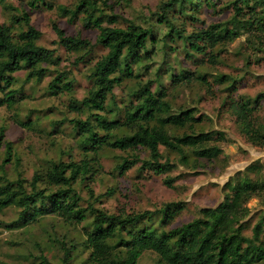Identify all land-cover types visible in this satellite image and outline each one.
<instances>
[{"label":"trees","instance_id":"16d2710c","mask_svg":"<svg viewBox=\"0 0 264 264\" xmlns=\"http://www.w3.org/2000/svg\"><path fill=\"white\" fill-rule=\"evenodd\" d=\"M0 1L4 7H11ZM28 3L32 8L54 7L48 0ZM120 3L129 6L132 0H75L71 7L57 6L62 17H69L71 21L80 17L85 28L98 30L93 43L79 34L67 35L52 22L57 43L70 53H79L73 62L76 66L91 58L96 45L108 51L90 68L87 78L91 87L82 99L73 95L71 70L56 69L47 84L49 94H70L69 107L86 115L85 119L70 120L79 136L82 159H72L69 154L68 161L50 160L48 167L35 171L30 180L21 174L11 179L6 167L13 162L19 165L20 158L14 143L5 137L7 127H0V213L11 206L19 209L17 219L6 226L22 228L51 215L70 225L84 223L82 243L64 239L60 242L62 253L58 263L50 262L41 254L39 264H138L148 250L156 252L163 264L264 263V210L253 223L254 215L249 206L253 198L264 196V161L261 160L239 170L226 182L224 199L219 204L201 207L197 217L180 225L173 222L186 208L182 201L165 202L154 210L112 213L97 206L100 196L95 195L90 184H85L93 201L82 205L83 197L77 184H84L88 179L93 181L101 166V153L106 149L130 153L116 165L119 175L141 162L140 170L166 175L163 182L170 188H174L180 176L169 175L177 163L161 152V146L173 153L181 164L193 167H197L201 159L211 163L224 153L220 143L228 139L225 133L203 129L205 118L196 117L195 107H180L174 111L167 98L161 66L155 70V79L141 80L129 93L131 99L123 110L115 100L117 86L139 78L141 71H150L157 53L164 54L163 65L167 64L169 50L178 51L181 47L185 52L183 59L187 61L199 62L201 56L216 64L220 62L216 49L233 42L242 31L264 33V11L259 13L252 6H264V0H232L231 21L190 33L178 27L174 17L196 12L204 3L214 5V0H160L159 11L151 13L145 21L148 26L127 19L125 27L116 25L121 15L115 12V7ZM162 25L166 29L160 34L158 26ZM42 34L32 23L28 11L13 14L8 24H0V106L12 108L24 97L22 84L16 87L20 81L15 73L24 70L25 83L41 82L53 73L51 67H60L63 59L56 54V49L39 44ZM168 71L173 85L197 81L209 90L213 84H227L228 89L235 90L238 81L227 74H216L209 80L205 74L185 67L177 72L169 67ZM263 100L264 92H261L230 103L240 133L258 147H264V122L256 116ZM17 122L24 127H35L31 126L34 125L31 119ZM1 147H4L3 156ZM139 149L146 150L148 158L134 153ZM85 250L89 251L86 258L82 254Z\"/></svg>","mask_w":264,"mask_h":264},{"label":"rangeland","instance_id":"374dc122","mask_svg":"<svg viewBox=\"0 0 264 264\" xmlns=\"http://www.w3.org/2000/svg\"><path fill=\"white\" fill-rule=\"evenodd\" d=\"M10 4V8L4 7L0 1V24H8L13 14L28 11L32 23L42 31L39 44L56 49V54L62 57L60 67H51L52 74L47 75L41 82L31 80L25 83L26 72L24 70L15 73L23 86L24 97L12 108L0 106V127H7L5 137L14 143L16 155L20 158L19 165L10 163L7 165V175L15 179L19 174L30 180L34 172L48 167L50 160L72 159L80 160L83 157L82 150L78 146L79 136L73 128L71 119L83 118L86 115L79 114L75 107H69L70 94L61 93L51 95L48 93V82L55 75L56 69L71 70L74 81V97L82 99L91 87L87 75L96 61L107 53V48L96 45L91 58L79 63H73L79 53H70L57 41V35L52 28L55 21L70 36L82 35L96 42L97 29L85 28L80 17L70 20L62 17L57 9L58 5L71 7L75 0H48L54 4L53 8H32L30 0H3ZM232 0H214V5L204 3L196 12L189 11V15L174 17L178 27L185 28L187 33L193 30L206 28L211 24L226 23L231 21L234 15ZM160 0H132L129 6L124 3L116 4L115 12L121 15L117 26L125 27L127 19L148 26L145 23L151 13L159 11ZM260 13L264 6L252 4ZM249 10V9H247ZM193 16V17H191ZM249 17V15H248ZM156 17H154V21ZM159 32H164L165 25L158 26ZM229 27H232L229 24ZM257 34H254V33ZM182 46L181 40L178 41ZM175 46V43L173 44ZM218 59L220 62L213 64L207 61V57L199 56V62L183 59L185 52L183 47L178 51H170L167 54V64L163 65L164 54L157 53L153 57L151 70L141 71L139 78L126 80L115 88V100L122 110L125 103L131 99L129 93L133 91L142 80L155 79V70L162 67L163 83L166 87L167 98L174 107V111L180 107H195L198 112L196 117L204 116L205 130H219L228 138L220 143L224 153L211 163L206 160L197 167L191 164H181L173 153H168L165 147L160 150L170 156L177 167L170 172L171 176H180L174 182V188L168 187L163 180L166 175H156L152 171L140 170L141 162L129 169L124 175H119L115 170L118 162L130 153L119 149H106L100 156V168L92 180H86L84 184H77V188L83 197L82 205L87 206L93 201L85 184H90L95 195L100 196L101 201L97 206L112 213L140 212L160 208L165 202H184L186 208L179 213L173 222L180 225L189 222L199 215L201 207H214L219 204L225 195L226 182L239 170L255 160L264 161V147L254 146L239 131L236 117L230 107L232 100L255 97L264 92V33L256 30L242 31L241 35L233 42L219 46ZM178 59V60H177ZM201 62H203L201 64ZM169 67H174L176 72L185 67L191 71L196 70L212 80L216 74H227L238 81L234 89H228L227 84H213L212 89L197 81L188 84L173 85L170 78ZM256 116L260 122H264V100ZM122 112V111H121ZM31 119L34 128L24 127L17 120L28 121ZM56 126V127H54ZM141 158H148V152L139 149ZM1 155H4V147H1ZM191 162V161H190ZM264 174V170H263ZM255 177V174H251ZM112 194H108L109 191ZM249 206L252 210L253 223L258 219L257 214L264 210V196L253 198ZM19 209L11 206L0 213V264H39L40 255H45L52 263H58L61 257L60 242L74 240L82 243L85 240L84 223L67 224L60 217L51 215L42 218L36 224L26 227L10 229L6 226L17 219ZM256 213V215H255ZM82 250V246H79ZM83 257L89 255V251H82ZM138 264H163L159 256L152 250L145 251ZM264 264V263H261Z\"/></svg>","mask_w":264,"mask_h":264}]
</instances>
